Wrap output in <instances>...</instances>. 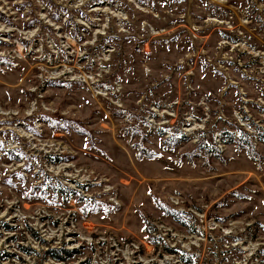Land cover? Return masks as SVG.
<instances>
[{
    "label": "rangeland",
    "instance_id": "374dc122",
    "mask_svg": "<svg viewBox=\"0 0 264 264\" xmlns=\"http://www.w3.org/2000/svg\"><path fill=\"white\" fill-rule=\"evenodd\" d=\"M81 262L264 264V0H0V264Z\"/></svg>",
    "mask_w": 264,
    "mask_h": 264
},
{
    "label": "trees",
    "instance_id": "16d2710c",
    "mask_svg": "<svg viewBox=\"0 0 264 264\" xmlns=\"http://www.w3.org/2000/svg\"><path fill=\"white\" fill-rule=\"evenodd\" d=\"M245 143H247L246 142V140H245ZM73 251H75L76 252V250H73ZM54 252V251H53ZM58 252V251H57ZM64 253L66 254V257H69L70 255H71V253H70V251H68V250H66V251H64ZM64 256H62V258H63ZM52 258L53 259H56V260H60L61 259V257L58 255V254H53L52 255ZM81 264H88L87 262H81Z\"/></svg>",
    "mask_w": 264,
    "mask_h": 264
}]
</instances>
